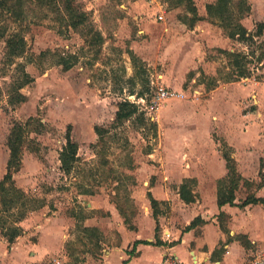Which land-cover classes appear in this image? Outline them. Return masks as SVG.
Here are the masks:
<instances>
[{
  "label": "rangeland",
  "instance_id": "rangeland-1",
  "mask_svg": "<svg viewBox=\"0 0 264 264\" xmlns=\"http://www.w3.org/2000/svg\"><path fill=\"white\" fill-rule=\"evenodd\" d=\"M158 1L160 6L149 0H76L103 36L99 53L85 45L81 27H68L59 13L36 0H31L22 26L26 54L10 57L5 39L0 40V180L12 128L31 118L14 181L33 208L17 222L22 231L14 242L0 228V264H99L103 250L120 241L110 218L130 228L145 207L152 216L150 187L176 185L184 174L203 167L200 160L222 157L226 148L232 152L228 145L237 141L245 148L255 144L262 160L264 59L248 58L247 78L226 82L220 72L229 71L221 50L248 52L256 45L229 39L210 19L206 5L215 0H193L198 15L193 24L184 4ZM248 3L251 10L241 23L252 32L264 22V0ZM17 25L0 21L8 32ZM132 54L141 69L133 65ZM23 72L30 81L22 85ZM146 80L149 91L139 96ZM151 80L174 95L149 112L157 91ZM142 97L148 105L137 104ZM124 100L134 102L138 112L116 123ZM68 129L78 144V158L66 174L59 154ZM249 191L243 186L239 194ZM157 211L167 219L169 202L160 203ZM0 217L13 220L3 213ZM87 220L99 221L105 231L85 228ZM261 252L254 248L250 258Z\"/></svg>",
  "mask_w": 264,
  "mask_h": 264
},
{
  "label": "crops",
  "instance_id": "crops-1",
  "mask_svg": "<svg viewBox=\"0 0 264 264\" xmlns=\"http://www.w3.org/2000/svg\"><path fill=\"white\" fill-rule=\"evenodd\" d=\"M149 1L160 6L158 0ZM157 19L162 22L163 14H158ZM249 145L245 148L239 141L233 147L228 145L242 178L235 191L233 205L218 206L217 183L227 177L228 170L223 156L209 155L200 160L204 164L201 169L184 174L176 185L163 189L154 185L148 189V194L158 202H169L171 212L167 219L159 214L155 219L147 207L146 212L138 214L130 228L114 217L110 218L111 225L116 223L120 241L103 250L99 264H161L167 252L188 264H254L256 258L264 257L250 258L254 248L264 253V202L242 206L250 194L264 201V154L262 160L258 159L256 145ZM185 179L195 182L191 184L195 201L190 203H185L179 195ZM243 186L250 189L248 195L239 194ZM220 213L223 214V220H219ZM143 215L147 216L145 221L141 220ZM196 219L195 226L188 228ZM157 224L161 228L159 240L162 243H156ZM86 225L85 228L105 231L104 225L97 220H87ZM241 240L247 242V246Z\"/></svg>",
  "mask_w": 264,
  "mask_h": 264
},
{
  "label": "trees",
  "instance_id": "trees-1",
  "mask_svg": "<svg viewBox=\"0 0 264 264\" xmlns=\"http://www.w3.org/2000/svg\"><path fill=\"white\" fill-rule=\"evenodd\" d=\"M172 6L184 4L188 12L191 14L189 20L191 24L198 20L197 10L193 0H171ZM31 0H0V21L9 20L17 23L14 31L8 32L7 27L0 26V40L5 39L7 53L12 58H20L26 54V40L23 34L22 26L26 21V11L31 4ZM40 6H49L55 13H59L61 20L64 21L68 27L84 30V43L91 50L99 53V49L103 42L102 34L88 22L87 14L81 10L76 4V0H36ZM60 4V8L58 6ZM251 10L248 0H215V2L206 5V11L212 21H214L225 32L227 37L233 41L246 44L248 47L256 45L254 50L248 52H231L228 50H221L229 64V71L223 72L222 77L226 82L234 79L247 78L250 76V69L248 68L249 57L261 63L264 59V40L261 39L264 32V22H259L255 26L254 31L249 32L241 23V19L247 15ZM20 27V28H19ZM260 49V53L256 52ZM132 63L138 69H141L140 60L132 54ZM25 80L22 82L26 84L30 81L27 72H23ZM218 83V79L212 84ZM144 91L138 93L142 96L144 92L149 91L148 80L145 81ZM21 98L23 96L19 94ZM138 112V106L130 101L124 100L118 104V109L115 114V122L121 123L124 120L132 118ZM140 118L144 120V114L140 113ZM31 118L26 123H20L13 126L8 138L9 159L7 161L6 173L0 180V214L10 215L13 220H8L0 217L1 231L7 238L9 243L21 234L22 229L17 226V222L23 220L30 209L29 199L25 193L15 185L14 174L20 169L22 164V149L25 143V134L28 132L27 128L31 125ZM98 131V134H101ZM101 139V136H99ZM225 146V145H224ZM78 144L75 142L70 134V129L65 135V142L59 154V161L61 169L67 174L72 171L74 164L77 161ZM232 152L227 148L223 150L222 156L226 162L228 175L225 179L219 181L217 189V203L221 207L225 204L233 205L235 200V191L238 188V183L241 181L236 168V161L231 156ZM194 180L185 179L180 186L179 195L185 203L195 201V195L191 191V184ZM248 183V182H247ZM151 207L153 209V217L156 219L158 215L157 206L160 204L150 194H148ZM262 199L256 198L250 194L243 201L242 206L248 204L263 203ZM223 217L220 213L219 218ZM4 219V220H3ZM197 219L194 220L188 228L195 226ZM125 222L127 220L125 219ZM159 226L157 224L156 231ZM94 230V229H89ZM156 237V243H162ZM241 242L247 246V242ZM125 264V263H123Z\"/></svg>",
  "mask_w": 264,
  "mask_h": 264
},
{
  "label": "built area",
  "instance_id": "built-area-1",
  "mask_svg": "<svg viewBox=\"0 0 264 264\" xmlns=\"http://www.w3.org/2000/svg\"><path fill=\"white\" fill-rule=\"evenodd\" d=\"M150 85L152 87L151 89H155L157 91L155 92V95H154L153 99L151 100V104L147 107V109H148L149 112H151V111H153V109H156L157 108L158 101L162 100L163 98H169V97H171V96L174 95V92L170 91L168 88L159 87L157 85V81L155 82V81L151 80L150 81ZM138 103H142L143 105L144 104L148 105L145 102V99L143 97L140 98L137 101V104ZM143 109L146 110V106ZM60 263H61L60 261H56L55 264H60ZM161 264H188V263L179 260L177 258V256L174 255L173 253L167 252L163 256V259H162ZM192 264H197V263H192ZM254 264H264V257H261V258L256 259L255 262H254Z\"/></svg>",
  "mask_w": 264,
  "mask_h": 264
}]
</instances>
